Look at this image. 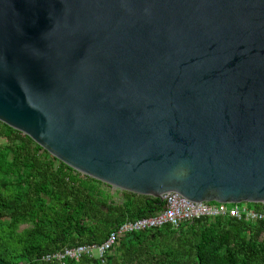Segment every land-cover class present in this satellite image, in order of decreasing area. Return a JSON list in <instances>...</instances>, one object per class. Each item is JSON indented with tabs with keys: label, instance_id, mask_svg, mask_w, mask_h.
<instances>
[{
	"label": "water",
	"instance_id": "obj_1",
	"mask_svg": "<svg viewBox=\"0 0 264 264\" xmlns=\"http://www.w3.org/2000/svg\"><path fill=\"white\" fill-rule=\"evenodd\" d=\"M0 121L121 198L264 204V0H0Z\"/></svg>",
	"mask_w": 264,
	"mask_h": 264
},
{
	"label": "trees",
	"instance_id": "obj_2",
	"mask_svg": "<svg viewBox=\"0 0 264 264\" xmlns=\"http://www.w3.org/2000/svg\"><path fill=\"white\" fill-rule=\"evenodd\" d=\"M110 186L0 121V264H60L42 257L101 243L126 221L165 206L158 197L129 191L117 201ZM247 204L264 212L263 203ZM65 264L104 263L84 257ZM105 264H264V218L201 217L178 229L165 225L128 233Z\"/></svg>",
	"mask_w": 264,
	"mask_h": 264
},
{
	"label": "built area",
	"instance_id": "obj_3",
	"mask_svg": "<svg viewBox=\"0 0 264 264\" xmlns=\"http://www.w3.org/2000/svg\"><path fill=\"white\" fill-rule=\"evenodd\" d=\"M165 206L160 212L135 220H129L110 232L108 237L101 243L81 244L65 247L56 253H49L42 257L45 261H58L65 264L66 259L81 260L84 257L100 258L105 264L107 256L115 250L122 237L128 233L147 229L162 228L170 225L175 229L182 224L196 218H215L219 216H234L249 221L264 218V212L250 208L247 203L239 206H231L228 203L192 201L178 192H168L164 195Z\"/></svg>",
	"mask_w": 264,
	"mask_h": 264
},
{
	"label": "rangeland",
	"instance_id": "obj_4",
	"mask_svg": "<svg viewBox=\"0 0 264 264\" xmlns=\"http://www.w3.org/2000/svg\"><path fill=\"white\" fill-rule=\"evenodd\" d=\"M111 191V190H110ZM112 192V191H111ZM113 194H115L114 192H112ZM115 198L117 199V201L121 200V197H119L118 195L115 194ZM213 203H217L216 201H212ZM245 204V203H244ZM248 205V204H247ZM252 209H254L253 207H251ZM28 225H22L21 228L27 227Z\"/></svg>",
	"mask_w": 264,
	"mask_h": 264
}]
</instances>
